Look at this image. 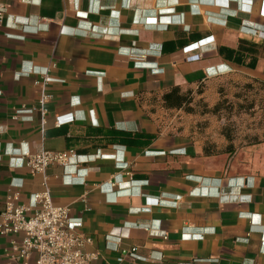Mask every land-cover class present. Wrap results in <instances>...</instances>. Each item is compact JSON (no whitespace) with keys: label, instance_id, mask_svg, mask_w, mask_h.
I'll list each match as a JSON object with an SVG mask.
<instances>
[{"label":"crops","instance_id":"crops-1","mask_svg":"<svg viewBox=\"0 0 264 264\" xmlns=\"http://www.w3.org/2000/svg\"><path fill=\"white\" fill-rule=\"evenodd\" d=\"M226 76L264 84V0H0V215L48 190L92 264H264V143L229 152L164 100ZM67 150L79 165H25ZM22 237L0 236V264Z\"/></svg>","mask_w":264,"mask_h":264},{"label":"built area","instance_id":"built-area-1","mask_svg":"<svg viewBox=\"0 0 264 264\" xmlns=\"http://www.w3.org/2000/svg\"><path fill=\"white\" fill-rule=\"evenodd\" d=\"M198 43L183 49V53L198 51ZM40 75L46 82L50 81L45 73ZM47 99L48 96H44L40 100L41 108ZM25 158V165L32 174H44L54 165L64 169L79 165V156L73 150L42 151L27 154ZM16 201L18 194L9 198L0 215V236H23L21 242L13 240L11 243L14 264H20L32 253H37L36 264H92L97 258L96 254L87 251L93 240L81 233L82 220L71 217L69 207L54 205L48 190L33 194L28 205H16ZM129 255L137 258L136 248L131 249Z\"/></svg>","mask_w":264,"mask_h":264},{"label":"rangeland","instance_id":"rangeland-1","mask_svg":"<svg viewBox=\"0 0 264 264\" xmlns=\"http://www.w3.org/2000/svg\"><path fill=\"white\" fill-rule=\"evenodd\" d=\"M240 76H226L210 83L204 88V100L209 106H213L219 99L223 100V106L230 104L232 110L225 107L220 115L209 114L208 117L217 123L212 128L213 132H220L225 123L233 122L235 125L236 143L238 151L258 146L253 144L254 138L263 139L264 134V93L255 86L253 90H248L245 86L247 82ZM198 100V99H197ZM255 102L253 108L251 103ZM242 106V107H241ZM222 121V123H220ZM264 141L261 144H263ZM255 146V147H256Z\"/></svg>","mask_w":264,"mask_h":264},{"label":"trees","instance_id":"trees-1","mask_svg":"<svg viewBox=\"0 0 264 264\" xmlns=\"http://www.w3.org/2000/svg\"><path fill=\"white\" fill-rule=\"evenodd\" d=\"M251 65L253 67H255L256 61L253 62ZM245 86L248 90H253L255 88V85L253 83H247V84H245ZM259 89L264 93V84L259 85ZM203 94H204V89L199 90L197 92L196 96L192 95V93H190L188 95H181L179 93V90L175 89L169 93H166L164 95V100H165L166 105H168V107L169 106L174 107V108L184 107V109L187 113L194 114V115L195 114L196 115L200 114L202 116H204V115L208 116L209 114L220 115L221 110L225 107H229V108H227L229 111H231L233 109L232 106H228L230 104H226L225 107H222L223 106V100H221V99H219L213 106H209L206 104L204 97L198 99L197 95L201 96ZM262 103H263V107H264V96H263ZM254 105H255V102H252L251 108H253ZM220 133L229 142L227 150H229V152H231V151L233 152L235 141H236L235 125L233 124V122L225 123L220 129ZM263 141H264V134H263V139H259L258 137H255L253 144H260Z\"/></svg>","mask_w":264,"mask_h":264}]
</instances>
